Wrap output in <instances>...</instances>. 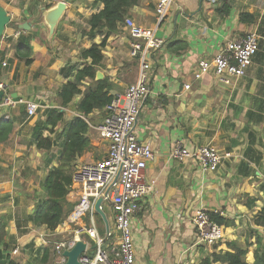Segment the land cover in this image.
<instances>
[{"label": "crops", "instance_id": "crops-1", "mask_svg": "<svg viewBox=\"0 0 264 264\" xmlns=\"http://www.w3.org/2000/svg\"><path fill=\"white\" fill-rule=\"evenodd\" d=\"M61 1L66 3V10L50 37L44 12ZM158 1L142 0L127 15L141 26L155 29L166 41L152 54L150 93L136 125L138 138L151 141L154 151L145 178L148 182L156 180L153 192L141 200L142 210L132 223L136 264H199L215 249L197 243L192 216L201 207L232 223L224 226L226 236L217 250H227V242L245 244L248 240L251 245L247 259L253 263L256 237L264 238V227L254 222V216L264 207V41L247 74L231 86L219 83L213 73L198 80L194 72L200 59H213L228 40L254 30L264 36V0H175L161 22L155 12ZM0 7L15 24H29V28L20 29L23 36L31 37L32 49V62L27 64L17 56L13 44L1 43L0 83L5 84L6 94L11 97L41 105L33 117L28 116L25 104L0 107V123H13L10 137L0 142V222L16 237L10 251L19 247V253L13 254L19 264H37L34 257L41 243H46L38 232L45 227L29 222L26 227L30 230L19 233L14 223V204L19 198L24 202L20 194L24 184L27 190L34 189V178L42 175L40 168L47 166L48 170L58 165L59 148L38 149L33 129L39 119L45 118L47 108H62L68 119L78 114L77 103L82 95L76 96L67 108L59 105V92L68 81L61 69L82 63L81 50L101 43V35L91 39L86 32L90 28L88 19L104 4L95 0H0ZM244 12L252 14L254 21H241ZM118 26L119 30L107 41L98 70L112 83L110 93L114 96L135 83L140 70L139 60L131 56L132 36L124 22ZM180 41L187 44L186 48L179 47ZM185 84H191V88L185 89ZM102 113L95 110L90 114L94 126L106 117ZM88 136L90 150L97 156L83 162L84 157L92 155L89 150L76 165L106 156L107 144L93 125ZM178 142L190 150L213 144L231 156L216 171L203 173L194 159L180 161L171 156ZM41 192L44 188L38 194ZM248 196L257 199L253 208L248 207ZM78 198L77 190L68 195L69 200ZM34 208L35 200L27 213ZM65 229L71 232V226H66L52 233ZM30 245L36 246V253Z\"/></svg>", "mask_w": 264, "mask_h": 264}, {"label": "built area", "instance_id": "built-area-1", "mask_svg": "<svg viewBox=\"0 0 264 264\" xmlns=\"http://www.w3.org/2000/svg\"><path fill=\"white\" fill-rule=\"evenodd\" d=\"M174 1H158L155 12L160 22L169 14ZM124 25L133 38L131 56L140 63L138 79L113 98L104 120L93 126L106 142L107 153L101 160L79 164L74 169L71 191H79V198L71 215L59 226H71V232L68 234L65 229L61 232L63 238L54 242L56 264L67 262L64 251L73 248L78 240L87 244L86 250L79 256L82 264H136L132 223L142 210L141 200L153 192L156 183V180L148 182L145 178L147 163L154 158L152 142L138 138L136 125L142 104L150 93L152 54L163 48L166 41L156 34L155 29L141 26L132 17L126 16ZM7 28L12 29L4 32L0 46L1 43L12 45L23 34L20 28ZM262 39L264 36L254 30L228 40L213 59L198 61L194 77L200 80L206 74L213 73L219 83L231 86L247 74L260 50ZM3 65L6 66L7 62H3ZM184 87L190 89L191 84ZM2 91L4 96L0 99V107L25 104L29 117L39 113L41 105L37 102L11 97L6 94L4 83H0V93ZM171 156L180 161L194 159L200 170L206 173L216 171L231 154L221 152L213 144L190 150L178 142L173 146ZM98 199H102L100 209L109 220L104 236L100 233L95 216L98 213L95 208ZM106 205L112 214L113 226ZM192 223L197 243L216 246L224 241V226L214 221L207 209L198 208L192 216ZM88 239L92 240L93 245ZM12 252L18 254L19 247ZM40 255L43 257L44 250L40 251Z\"/></svg>", "mask_w": 264, "mask_h": 264}, {"label": "trees", "instance_id": "trees-1", "mask_svg": "<svg viewBox=\"0 0 264 264\" xmlns=\"http://www.w3.org/2000/svg\"><path fill=\"white\" fill-rule=\"evenodd\" d=\"M141 1L95 0V3H103L104 7L90 16L88 19L90 28L86 33L91 39L101 35L102 41L81 50L82 63L69 64L61 69V73L68 81L59 92V105L67 108L76 96L82 95V99L77 103L78 114L68 119L62 108H47L43 113L45 118L39 119L34 126L32 137L38 149L51 151L56 146L59 148L56 156L58 165L49 169L44 180L46 197L36 202L34 211L28 218V221L37 227L43 226L48 231L55 232L74 210L75 203L68 199V195L72 190L73 172L78 159L92 148L88 134L91 124L96 123L90 114L99 110L103 115H107L108 106L115 97L110 93L112 83L108 77L97 78V71L105 56L103 50L109 37L119 30V23H123L131 8ZM254 19L250 13L241 14L243 22L251 23ZM30 40V36L22 35L13 43L17 56L25 59L27 64L32 62ZM179 44L183 49L187 46L183 41ZM12 131L11 121H1L0 142L7 140ZM247 199L248 207L253 208L257 199L249 196ZM210 214L211 218L222 226L229 227L232 224L219 213ZM254 222L264 227V207L254 216ZM14 244L16 245V237L10 235L5 224L0 222V264H19L10 251ZM250 245L248 240L245 244L236 240L227 242V250H217L216 245L199 264H264V238L260 235L256 237L253 263L247 259ZM43 250L42 260L46 261L51 253L50 246L44 247Z\"/></svg>", "mask_w": 264, "mask_h": 264}, {"label": "rangeland", "instance_id": "rangeland-1", "mask_svg": "<svg viewBox=\"0 0 264 264\" xmlns=\"http://www.w3.org/2000/svg\"><path fill=\"white\" fill-rule=\"evenodd\" d=\"M176 1H178V0H176ZM262 40L264 41V39H262ZM39 115H41V114H39ZM68 116L69 115L67 114V117ZM95 137H98V135L97 136L95 135ZM89 152H91L92 155L88 154V151H87L86 153L88 155L82 159L83 162H85L86 160H88L91 157L92 158H96L97 154L96 153L94 154L93 150H90ZM77 165H79V164H77ZM46 168H47V166H46ZM46 168H43V167L40 168V171L42 172V175H41V173H39L38 177L34 178L36 182L34 184V187H33L34 189L33 190L32 189L27 190L26 185L25 184L23 185V187H22V191L23 192H20V194L23 197H25V198H23V199H25L24 202H21L19 197H18L19 198L18 202L15 201L14 210H15L16 213H15V221H14V223H15V225H17V229H18L19 233L22 232V231L30 230L29 228L26 227L29 224L28 218H29V215H30V214L27 213L26 209L31 206L32 201L35 200V204H36L37 201L42 200V199H44L46 197L45 189H44V192H41V193L38 194V191L39 190H43V188H44V180L45 179L43 180V173L45 171H49V169L51 167L48 168V170ZM45 178H46V176H45ZM29 180H30V178H29ZM37 186H39V187H37ZM29 187H31V186H29ZM70 201L74 202L75 205L77 204V200L76 201L70 200ZM75 205H74V207H75ZM107 213L109 214V216L111 218V222H110L111 226H113V217H112V214L109 211L108 206H107ZM69 215H71V213ZM95 216H96L97 224H98L99 229H100V233H101L102 236H104L105 233H106V222H105V220L103 219V217L101 216L100 213H96ZM38 233L41 234L40 235L41 241H42V239L47 241L46 244L41 243V245H40L38 250H41L43 252L44 247L50 246L51 253L49 255L48 260L44 261V260H42L43 257H41L40 252L38 251V256L34 257L35 258L34 259L35 263H37V264H56V254L54 252L53 245H54L55 241H58V240L62 239L64 235L61 232L57 233V234H53L52 232L48 231L45 228H44L43 231H40ZM88 241L91 243V245H93V242H92L91 239H88ZM34 244H35V242H34ZM30 247H31L30 250L32 252L36 253V250H35L36 246H34V245L31 246L30 245ZM12 254H14V253L12 252Z\"/></svg>", "mask_w": 264, "mask_h": 264}, {"label": "water", "instance_id": "water-1", "mask_svg": "<svg viewBox=\"0 0 264 264\" xmlns=\"http://www.w3.org/2000/svg\"><path fill=\"white\" fill-rule=\"evenodd\" d=\"M66 6H67L66 3L64 1H61L56 6L45 10L44 17H45L46 23L49 26V36L50 37L54 34L56 26L66 10ZM8 25L13 26V27L17 26L18 28H22V29H26L30 27L28 23L15 24L12 21L11 15L7 13L5 8L0 7V38L4 34ZM102 77H103L102 73L98 71L97 78L99 79ZM3 96H4V91L0 93V99L3 98ZM101 202H102V199H98L95 204V208L97 212L101 214L107 226H109V220L106 214L100 209ZM86 247H87V244L83 240H78L76 245L73 248L65 250L64 256L67 257V262L65 264H82L79 261V256L86 250Z\"/></svg>", "mask_w": 264, "mask_h": 264}]
</instances>
